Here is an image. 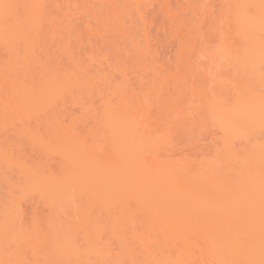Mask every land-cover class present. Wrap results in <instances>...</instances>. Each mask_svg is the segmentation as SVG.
<instances>
[{"label":"bare ground","instance_id":"bare-ground-1","mask_svg":"<svg viewBox=\"0 0 264 264\" xmlns=\"http://www.w3.org/2000/svg\"><path fill=\"white\" fill-rule=\"evenodd\" d=\"M221 3L204 32L168 18L166 64L114 0H0V134L32 122L18 136L60 161L0 139V264H264V0ZM74 18L99 47L74 50ZM195 134L210 147L194 150ZM32 196L46 212L23 220Z\"/></svg>","mask_w":264,"mask_h":264},{"label":"rangeland","instance_id":"rangeland-1","mask_svg":"<svg viewBox=\"0 0 264 264\" xmlns=\"http://www.w3.org/2000/svg\"><path fill=\"white\" fill-rule=\"evenodd\" d=\"M59 2H61V0H59ZM166 3V4H165ZM164 5V6H163ZM167 5V6H166ZM223 5H222V3H221V0H145V1H143V3H140L139 4V10H137L136 8H134V7H132V6H130V4H129V2H127L126 0H114V16H116V17H114V18H119V20H121V22L123 23V26H125V27H127V31H128V29H131V30H129V31H131V32H133L134 33V31H136L135 33H137L135 36H138V38L139 37H141V36H139V35H141V33L139 32V29L141 30L142 29V27L140 26V24H139V22L138 21H140L138 18L139 17H141L142 19H144V22L146 23H144L145 24V26H143V27H145L144 29L147 31H145V30H143L142 32H146V34L145 35H147L148 37L146 38L147 40L149 39V42H150V45H151V47H152V50L154 51L153 53H155L156 52V54H155V57L157 58V56L161 59L162 58V60L163 61H165V63L167 62L166 60H168V61H170L172 64L174 63V61H175V53H174V51L173 50H175L174 49V46L176 47V42H175V40H171L170 39V37H169V31L170 30H174V27H171V26H169L168 27V24H169V22H170V19L171 18H173L172 20H174V17H175V20H176V17H177V20L176 21H179V19L180 20H185V21H202V25H201V31L202 32H204V31H206L207 30V28L212 24V21L213 20H217V19H219L220 17H221V11L223 10V7H222ZM169 7V8H168ZM165 8H167L168 10H172L171 11V15H166V14H168L167 13V9H165ZM174 9H175V11H174ZM102 10V9H101ZM164 10H165V12H164ZM101 12V11H100ZM175 12V13H174ZM177 12V13H176ZM178 14V15H177ZM165 15V16H164ZM171 17V18H170ZM168 18H170V19H168ZM166 19V20H165ZM81 19H76V18H74V21H71V23L73 24H71L70 23V27L72 28V30L73 29H75L74 31L78 34V33H80L79 35L81 36H79V37H77L78 39H76V36L77 35H75L73 38L74 39H76V41L75 42H73L72 40H71V44H72V46H73V48H74V50L76 51V50H80V52L81 51H83V49H84V47H85V49H87V52H88V49L90 48L89 46H88V44H86V46L87 47H89V48H86V46H85V44H83V43H85L86 41L85 40H87V43H88V39H90L87 35L88 34H86V33H88L87 32V28L85 27V25H82V23H81V21H83V19L80 21ZM118 20V21H119ZM146 20V21H145ZM167 20H169V22H167ZM175 20L173 21V22H175ZM117 21V20H116ZM120 22V21H119ZM118 23V22H117ZM116 23V24H117ZM141 23V22H140ZM170 23H172V21L170 22ZM172 24H174V23H172ZM117 25H120L119 23L117 24ZM171 25V24H170ZM74 28H73V27ZM83 26V27H82ZM120 26H122V25H120ZM174 26V25H173ZM131 27V28H130ZM140 27V28H139ZM86 28V31L85 32H83L84 31V29ZM122 28V27H121ZM124 28V27H123ZM169 28V29H168ZM171 28H173V29H171ZM73 31V32H74ZM73 32H72V35H73ZM144 32V33H145ZM127 33H129V32H127ZM132 33V34H133ZM134 33V34H135ZM148 33V34H147ZM75 34V33H74ZM130 34V33H129ZM127 35V34H126ZM117 36V35H116ZM130 36H132V35H130ZM134 36V35H133ZM114 38H116L115 36H113ZM120 37H122V36H120ZM129 37V36H128ZM146 37V36H145ZM87 38V39H86ZM126 38V37H125ZM124 38V39H125ZM136 38V37H135ZM111 39V38H110ZM113 39V38H112ZM139 39H141V38H139ZM79 40H82V44L80 45V44H78L79 42ZM92 40V41H91ZM114 40V39H113ZM90 41L92 42V44H93V46H94V48L97 46V47H99L98 45V43L95 41V43L93 42L94 41V39H90ZM128 41V40H127ZM91 42H90V44H91ZM99 43H100V41H98ZM114 43H115V45L116 44H118L116 47H114L115 49L117 48L118 49V46H120V45H123L124 47H125V41L122 39V38H119V36L115 39V41H113ZM148 42V41H147ZM149 42H148V45H149ZM97 43V45H94V44H96ZM149 45V46H150ZM79 46H82L83 47V49H81V48H79V49H77ZM91 46V45H90ZM96 47V48H97ZM107 47H109V46H106V48ZM51 48V47H50ZM91 48H92V46H91ZM90 48V49H91ZM84 49V50H85ZM107 49H111L110 47L109 48H107ZM107 49L106 50H104V51H107ZM102 50V49H101ZM108 50V51H109ZM111 50H113V49H111ZM110 50V51H111ZM151 50V51H152ZM117 51V50H116ZM84 52V51H83ZM82 52V53H83ZM158 58V59H159ZM164 58V59H163ZM167 64V63H166ZM30 121H32V120H30ZM29 121V122H30ZM35 121H37V120H35ZM41 121H42V119H41ZM66 121V122H65ZM79 121V120H78ZM24 122V121H23ZM28 122V121H27ZM40 122V121H39ZM44 122V121H43ZM77 122V121H76ZM75 122V124L77 125V123H80L79 124V126H78V128H76L77 126H75L74 127V131H75V133H76V131H77V133L76 134H78V132H79V135H82V137L84 136V138L86 139L87 138V136H85V134L86 135H88L89 134V131H88V134H87V130L85 131V129H88V127H89V125L91 124V122H90V124L88 125H86V123L84 124L83 123V121L82 120H80V122H77L76 123ZM87 122H89V121H87ZM63 123H69V121L67 122V120H64L63 121ZM82 123H83V125H82ZM21 124H22V122H21ZM23 124H25L26 125V127H27V125H29V128L32 126V124H34V123H32V122H30L29 124L27 123L26 124V122H24ZM36 124V123H35ZM39 125L41 124V123H38ZM37 124V125H38ZM66 124V125H67ZM16 125L17 126H19L20 127V125L18 124V123H16ZM16 125H13L14 127L16 126ZM25 125H22V126H25ZM61 125H65V124H62L61 123ZM82 125V126H81ZM12 126V127H13ZM22 126L20 127V130L21 131H18V133H17V127H16V129H14V131L13 130H10V128L8 127L7 129H5L4 127H3V125H2V131H5L4 132V134L2 133V134H0V139L2 140L3 139V137L5 136V138H6V141H7V143H9L10 141H12L13 142V144L15 143V145H16V147H13L14 145L12 144V142H10V144H12V145H9V147L11 148V150L13 149L14 150V148L15 149H17V145H19L20 144V146L18 147V149H20V147L23 149V151H25L24 152V154H21L22 155V158L27 154V155H29V153L30 152H32L31 153V156L29 155V157H26L27 159H30L29 161H32V158H35L34 160H36L37 162H41V160L40 159H37V157H39V155L40 154H42V150L40 149V151L39 150H37V149H39V148H37V149H35V150H31L30 148H32L29 144H28V141L26 140V138L25 137H23L22 136V138L24 139H21L20 138V136H18V134H19V132L21 133L22 132ZM35 126V125H34ZM50 126V125H49ZM84 126V127H83ZM91 126V125H90ZM0 127H1V125H0ZM18 127V128H19ZM39 127V126H38ZM41 127V128H40ZM39 128H37V130L36 131H38V132H40V134H42L43 133V130L44 129H42V127L43 128H45V126L43 125V126H40ZM22 128V129H21ZM48 128V129H47ZM47 130H49V131H47L46 130V132L44 133V135H43V137L45 136V134H47V132H49V134H47V136H49V137H52L53 138V134L51 135L50 133H51V131H52V129L50 130L49 128L50 127H48L47 126ZM81 128V129H80ZM32 129H34L33 128V126L31 127V130ZM36 129V128H35ZM34 129V130H35ZM0 130H1V128H0ZM15 130H16V132H15ZM42 130V131H41ZM33 131V130H32ZM35 131V132H36ZM45 131V130H44ZM42 132V133H41ZM54 132V131H53ZM1 133V132H0ZM57 133V132H56ZM81 133V134H80ZM85 133V134H84ZM22 134V133H21ZM35 135H37V132L36 133H34ZM84 134V135H83ZM42 135H41V137H42ZM56 135V134H55ZM47 136H45V137H47ZM57 136V135H56ZM2 137V138H1ZM36 137H38V135L36 136ZM40 137V136H39ZM42 137V138H43ZM48 137V138H49ZM55 137V136H54ZM5 138L3 139V141H1V143H4V144H1L2 146L3 145H5V142L6 141H4L5 140ZM20 138V139H19ZM51 138V141H53L54 139H58V137L57 138H53L52 139ZM89 139H90V137H88ZM87 138V139H88ZM192 140H193V143H194V150H195V147H199V146H202L203 148H204V151H205V149H208L209 147H210V145H211V142H210V139H209V136L208 135H197V134H195V135H193L192 137ZM50 139V138H49ZM8 140H9V142H8ZM186 140V138L184 137V136H179V141L180 142H184ZM15 141V142H14ZM24 141H27V143H25ZM6 143V144H7ZM30 143V142H29ZM26 144V145H25ZM31 145H32V143H31ZM6 146H8V145H6ZM27 146H29V149H28V147ZM34 148H35V146H34V144L32 145ZM9 147H6L7 149L9 148ZM28 149V150H30V151H28L26 148ZM202 148V149H203ZM22 149L21 150H17L15 153H17V156L18 155H20V154H18V153H21V151H22ZM197 149V148H196ZM10 150V149H9ZM12 150V151H13ZM190 150H191V148H190ZM11 151V152H12ZM22 151V152H23ZM28 151V152H27ZM39 152V154H38V156L36 155V153H38ZM14 152H12V154L14 153ZM36 152V153H35ZM26 153V154H25ZM35 153V154H34ZM44 154V153H43ZM14 156H15V154H13ZM56 155V154H55ZM54 155V156H55ZM33 156V157H32ZM36 156V157H35ZM52 155L50 154L49 155V157H50V161H48L49 160V158L45 155L44 157L42 156V158H45V157H47L46 158V161H45V159H43L46 163H48L47 165L48 166H50L53 170H54V166H55V164L54 163H56L57 165H56V167L58 166H60L59 164V160L57 159L58 157H54L53 156V158H55L53 161H56V159L59 161H57V162H54L53 164H52V157H51ZM19 157V156H18ZM21 157V156H20ZM22 158H20V159H22ZM41 158V157H40ZM24 159H25V157H24ZM27 159H25V161H27ZM48 159V160H47ZM33 160V161H34ZM40 160V161H39ZM42 160V161H43ZM28 161V162H29ZM32 161V162H33ZM32 162H30V163H32ZM35 162V161H34ZM39 163H37V164H39ZM41 163H43V162H41ZM40 163V164H41ZM46 163H45V165H46ZM51 163V164H50ZM36 164V163H35ZM39 164V165H40ZM44 164V163H43ZM52 165V166H51ZM43 166V165H42ZM42 166H40V167H42ZM44 167H46V166H43L42 168H44ZM50 167H49V170H50ZM3 168L4 167H2V168H0L1 170H3ZM5 169V168H4ZM50 170V171H53V170ZM56 169V168H55ZM58 169V168H57ZM57 169H56V171L55 172H57ZM7 171V170H6ZM6 171H4L3 173L5 174V172ZM9 171V175L12 173V171H10V170H8ZM7 171V172H8ZM1 172V171H0ZM11 172V173H10ZM54 172V171H53ZM2 172H1V175L2 176H4V174H3ZM1 175H0V177H1ZM6 175V174H5ZM14 174H12V176H13ZM11 176V175H10ZM5 178H9L8 176L6 177V176H4ZM3 177V178H4ZM2 178V179H3ZM0 182H1V180H0ZM1 187H2V191H3V186H2V183H1V185H0ZM0 190H1V188H0ZM1 192V191H0ZM3 193V192H2ZM0 196H2L1 194H0ZM29 197V196H28ZM28 197H26V198H28ZM31 197V196H30ZM35 197H33L32 196V199L30 198H28V199H25V200H22V201H24V202H22L21 201V204H20V210H22L23 209V215L21 214L20 216H22L21 218L23 219V220H25L26 218H28V220H29V218L30 217H28V216H30V214H33V212H34V209H35V211L38 209V207H39V204L37 203V201H36V198L34 199ZM27 200V201H26ZM3 201V200H2ZM4 202V201H3ZM35 204V205H34ZM38 204V205H37ZM36 206V207H34V206ZM34 208V209H33ZM37 208V209H36ZM45 210V209H43V207H41V205H40V207H39V210H37V214L38 215H35L34 214V217H36V218H38L39 216L40 217H42L43 218V215H41V213H42V211L41 210ZM39 212V213H38ZM41 212V213H40ZM45 212H46V210H45ZM44 211H43V213H45ZM35 213V212H34ZM42 213V214H43ZM40 214V215H39ZM25 216V217H24ZM38 216V217H37ZM32 217H33V215H32ZM31 217V218H32ZM39 217V218H40ZM27 220V219H26ZM81 232V231H80ZM82 233V232H81ZM81 233H80V235H81ZM79 234V233H78ZM78 234H76V236L78 235ZM79 236V235H78ZM77 236V237H78ZM80 238H81V236H79ZM75 238L74 237V241H75V243H77V245H78V247H81L82 246V243H80V242H85V241H81V239L80 238ZM76 239V240H75ZM78 241V242H77ZM86 244V243H85ZM83 246H84V243H83ZM87 246V245H86ZM73 247H74V253H76V250H75V248L76 249H78L76 246H74L73 245ZM82 248V247H81ZM81 248H80V250H81ZM85 248H87L86 249V251L88 250V252H89V249H88V247H83V250H81V254L82 253H84V254H82V256L80 255V257H87L88 256V258L90 257V255H88V253L87 252H85L84 250H85ZM111 248H113V247H111ZM134 249V248H133ZM136 250L138 249V248H135ZM79 250V249H78ZM114 249H112L111 251H113ZM114 251H116V250H114ZM91 252V251H90ZM117 252H119V250L117 251ZM120 252H123V250L121 249L120 250ZM132 252V254L134 253V250H132L131 251ZM78 253H80L79 251H77V254ZM114 253V252H113ZM91 254V253H90ZM94 254V253H93ZM93 254H91V255H93ZM131 253H130V255H131V257L133 256ZM136 254V253H135ZM134 254V255H135ZM95 255V254H94ZM111 256H112V253L110 254ZM71 256H72V254H71ZM75 256V255H74ZM74 256H72V257H74ZM77 257H78V255H77ZM94 257V256H93ZM108 257H109V255H108ZM107 257V260L108 259H110V257L108 258ZM115 258L116 256H112L111 258ZM118 257V256H117ZM79 258V257H78ZM77 258V259H78ZM91 258V257H90ZM124 258V257H123ZM125 258H126V256H125ZM133 258V257H132ZM131 258V259H132ZM139 258V257H138ZM137 258V259H138ZM68 259H69V257H68ZM73 261H71L70 259V261L68 262V263H71V262H73L74 264H75V262H74V259L73 258H71ZM77 259H76V262H78L77 261ZM91 259H93V258H91ZM96 259V258H95ZM95 259L93 260V262L95 261ZM129 259V258H128ZM139 259H141V258H139ZM80 260H83V259H80ZM88 260V259H87ZM133 260H134V258H133ZM135 260H136V257H135ZM68 261V260H67ZM84 261V260H83ZM105 261H106V259H105ZM137 261V260H136ZM142 261V260H141ZM87 262V261H86ZM107 262V261H106ZM134 263H135V261H133ZM132 262V263H133ZM194 262L196 263V262H199L198 260L197 261H195L194 260ZM194 262H192V264L194 263ZM67 263V264H68ZM85 263V262H84ZM88 263V262H87ZM90 264L92 263L91 261L89 262ZM94 263H96V262H94ZM117 263H118V260H117ZM122 263H124V264H127L128 262H127V260H122ZM131 263V264H132ZM139 263V262H138ZM149 263V262H148ZM147 263V264H148ZM151 263V262H150ZM194 263V264H195ZM82 264V263H81ZM107 264H108V262H107ZM110 264H112L111 262H110ZM116 264V263H115ZM120 264V263H119ZM152 264V263H151ZM197 264H199V263H197ZM201 264V263H200Z\"/></svg>","mask_w":264,"mask_h":264}]
</instances>
